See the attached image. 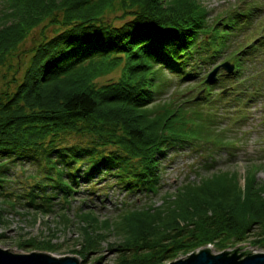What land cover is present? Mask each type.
Segmentation results:
<instances>
[{"label": "trees", "instance_id": "16d2710c", "mask_svg": "<svg viewBox=\"0 0 264 264\" xmlns=\"http://www.w3.org/2000/svg\"><path fill=\"white\" fill-rule=\"evenodd\" d=\"M116 7L129 16L119 25L105 19ZM207 13L197 0H2L0 70L5 66L16 75L24 67L20 77H12L13 89L7 82L0 91V213L4 204L15 208V196L27 209L47 214L59 196L64 200L59 217L69 224L65 209L80 180L115 171L127 190L155 193L159 159L172 146L231 144L212 127L217 117L203 110L202 98L179 99L185 92L178 90L166 100L156 98L167 87L164 70L181 80L196 78L200 63L193 60H212L215 56L204 51L219 53L245 15L234 12L226 22L219 18L208 25ZM46 19L61 30L30 48L28 59L14 66L19 45ZM256 48L251 44L239 54ZM234 61L233 75L243 93L250 80H261V72L246 79L241 59ZM116 70L117 81L96 85L97 78ZM202 83L200 90L208 93ZM258 86L256 93L262 83ZM68 134L89 135L91 141L61 144ZM107 147L113 148L104 153ZM22 160L36 164L43 179L15 195L5 184L11 165ZM249 169L243 189L234 174L219 170L185 181L159 206L124 209L114 221H99L79 209L76 215L86 226L78 253L96 251L110 227L122 239L116 264H160L207 244L223 250L250 235L264 246V184L256 180L258 169Z\"/></svg>", "mask_w": 264, "mask_h": 264}, {"label": "rangeland", "instance_id": "374dc122", "mask_svg": "<svg viewBox=\"0 0 264 264\" xmlns=\"http://www.w3.org/2000/svg\"><path fill=\"white\" fill-rule=\"evenodd\" d=\"M203 4L207 10V24L214 25L218 19L227 21V15L231 13H244L238 19L232 33L227 36L226 43L219 53L209 52L215 56L212 60H193L200 63L199 75L196 78L181 80L177 76L170 74L167 70L162 72V81L166 88H162L157 95V99L166 100L171 97L176 90L185 94L179 99L202 98V108L205 112L212 110L217 119L212 127L221 131L222 140L232 142L231 144L215 145L212 143H192L184 146H172L165 156L159 159V174L157 179V191L155 193L136 189L127 190L125 181L119 180L115 176V171L101 172L93 175L94 178L87 181L80 180L74 186L75 192L68 197V205L65 212L70 219L66 224L59 217L61 213L60 205L64 204L62 197H55L51 200V211L43 214L34 208L29 209L24 200L18 201L15 196L11 199L15 201V208L7 204L3 205L0 213V247L11 249L14 253L47 252L56 257L76 256L79 264H116L122 239L113 232V227L104 230V239L96 251H91L84 256L78 253L82 249V230L86 223L80 221L77 212L82 209L85 212H92L99 221H114L118 214L124 209L143 207L146 205L159 206L166 194H173L188 180H196L201 176L208 175L215 171H228L236 176L240 187L244 188L245 176L251 167L258 169L256 180L264 184V0H197ZM2 0H0L1 8ZM250 9V12L248 11ZM58 18L59 14L56 15ZM129 16L124 17L120 7H116L114 12L106 15L108 22L119 25ZM220 26V25H219ZM61 28L57 24L51 23L50 19L44 20L41 25L34 28L23 40L17 49V56L12 59V64L28 59V50L39 43L44 38H50ZM203 40H208L206 36ZM219 42V46H220ZM255 44L256 49L249 53L239 54L244 47ZM27 54H26V53ZM241 59L243 63V76L250 78L257 76L261 72L262 89L256 93L259 82L250 80L247 83L246 91L242 93L238 88L241 82L233 73L227 74L220 68L217 73V80L212 83H205V79L214 67L224 62H233ZM24 65L21 64L18 73L7 71L6 67L0 70V91L7 88L15 75L20 77ZM4 74V75H3ZM120 76V71L116 70L110 74L101 76L95 80L97 86L115 82ZM210 89L200 90L199 82ZM7 82H9L7 84ZM198 84V85H196ZM195 86L189 91V87ZM10 90L13 84H10ZM243 89V88H242ZM224 90H227L224 93ZM215 103V107H211ZM91 141L89 135L68 134L65 135L61 144L87 145ZM213 141V140H212ZM211 141V142H212ZM113 147L105 148L104 153H108ZM76 166L82 167L81 163ZM37 165L27 161H18L12 164L9 170L10 182L5 184L7 192L17 194L26 193V188L41 180L42 174L37 171ZM34 174L35 179L30 178ZM45 181V180H44ZM4 190V191H6ZM53 192L49 189V193ZM0 199L2 196L0 195ZM39 201V199H38ZM113 222H111L112 224ZM255 235H250L246 241L227 247L223 250H216L211 244L201 246L197 251L209 247L211 252L218 254L223 251H231L239 245H245L239 251L251 250V252H264V246L253 243ZM252 242V243H250ZM249 244V245H246ZM33 245L53 246L54 250L37 249ZM190 253V252H189ZM187 253V254H189ZM179 255L177 258L186 257ZM174 259H165L160 264H167Z\"/></svg>", "mask_w": 264, "mask_h": 264}, {"label": "water", "instance_id": "95a60500", "mask_svg": "<svg viewBox=\"0 0 264 264\" xmlns=\"http://www.w3.org/2000/svg\"><path fill=\"white\" fill-rule=\"evenodd\" d=\"M224 69L228 74L234 72L235 65L232 62H224L217 65L207 75L205 83L217 80L219 69ZM227 90H224L226 93ZM249 245V244H246ZM245 245H239L231 251H223L218 254L211 252L209 247L195 250L186 257L177 258L167 264H264V252H251V250L239 251ZM11 249L0 247V264H79L76 256L56 257L47 252L14 253Z\"/></svg>", "mask_w": 264, "mask_h": 264}]
</instances>
